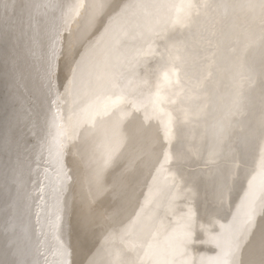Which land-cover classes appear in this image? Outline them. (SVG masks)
<instances>
[{
    "label": "bare ground",
    "instance_id": "6f19581e",
    "mask_svg": "<svg viewBox=\"0 0 264 264\" xmlns=\"http://www.w3.org/2000/svg\"><path fill=\"white\" fill-rule=\"evenodd\" d=\"M87 2L107 18V29L91 38L80 62L57 76L45 80L41 76L19 80L15 74L3 77L0 139L10 135L11 128L23 134L39 120L53 122L56 115L49 113L53 106L67 111L68 102L74 100L90 116L101 94L105 93V100L115 92L121 94L99 107L102 119L97 124L86 125L49 146L23 150L16 144L6 154L0 153L1 158L3 154L10 158L6 164L0 158V264H49L69 230L107 188L118 185L133 168L149 139H130L129 123L144 120L131 128L158 131L163 121L160 106L164 101L157 97L150 104L145 102L151 99L152 69L166 53L158 48L165 41L177 48L186 36L192 44L180 49L174 71L184 102L192 110L203 108L206 116L199 126L204 131L198 154L201 163L190 177L197 187L186 214L184 205L172 197L175 178L161 180L150 224L166 230L171 215L184 225L197 218L200 223H215L205 204H216L230 220H217L219 230L213 242L218 250L210 264H238L240 247L250 240V229H256L255 218L264 202V0ZM52 3L0 0V49L13 41L15 28L11 31L9 23L16 20L14 15L18 20L20 14L32 19ZM111 9L123 15L110 19ZM235 13L243 15L246 25L241 28L256 25L257 29L244 30L236 38L227 24ZM173 107L175 113L177 102ZM223 109L227 110L228 134L220 131ZM118 122L122 126L114 131ZM229 136H246L250 141L239 145ZM33 213L36 218L30 217ZM24 217L29 222H23ZM141 239L154 240L148 234ZM208 248L203 246L199 252ZM147 250L146 258L153 261V245Z\"/></svg>",
    "mask_w": 264,
    "mask_h": 264
},
{
    "label": "rangeland",
    "instance_id": "374dc122",
    "mask_svg": "<svg viewBox=\"0 0 264 264\" xmlns=\"http://www.w3.org/2000/svg\"><path fill=\"white\" fill-rule=\"evenodd\" d=\"M53 1L49 7L44 8L43 11L46 12L42 15L33 16L34 19L31 16L33 20L27 18V14H24L26 18L20 14V20L14 15L15 18L12 19L16 20L10 21L12 23H9V28L11 31L15 28L13 30L16 32L13 31L11 45L0 49V84L7 74H15V78L19 80L29 76H41L45 80L52 74L59 75L80 62L84 58L83 49L88 46L91 38L107 29V18L95 8L94 3L87 0ZM108 15L110 19H115L122 16L123 12L111 9ZM227 24L231 33L239 39L244 30L257 29L256 25L241 28L246 25L242 13L233 14ZM176 31L175 29L174 32ZM186 37L180 40L177 48L167 45L165 41L158 49L167 54L165 53L164 57L158 60V66L152 69L153 78L149 81L152 88L151 99L145 102L150 104L149 101L153 102L157 97L164 101L160 106L163 117L161 128L153 131L145 127L141 131L131 127L137 122L142 125L144 120L134 122L135 124L128 121L130 139H149L148 146L145 144L144 148H140L133 168L118 185L107 188L100 199L69 230L67 237L56 247L49 264H210V260L216 257L218 248L213 240L219 230L217 220H230V215L218 205L205 204L206 210L213 215V219L215 218V223H200V218H197L195 222L184 225L171 215L166 230L161 231L150 224L161 180L175 178V190L172 187L173 192L170 190V193L172 192L176 202L184 205L186 214L190 209V197L194 198L193 190L197 187V183L190 177H194L201 163L198 154L201 150L200 138L204 131L199 126H203L206 116L202 112L203 108L192 110L184 102L183 90L180 91L174 71L180 49H189V44H192ZM65 92H69L67 85ZM104 94L94 100L95 110L90 116L85 114L80 104L71 100L68 102L67 111H57L56 106L49 109L51 116L56 115L51 123H40L39 120L35 126H29L23 134L11 128L10 135L0 139V153L6 154L5 152L13 149L16 144L23 150L49 146L57 139L72 135L86 125L99 123L102 119L98 113L99 107L121 93L115 92L106 100ZM174 101L178 106L175 113ZM226 114L227 110L223 109L219 125L220 131L228 134L224 119ZM214 123L215 119L212 121V124ZM117 126L119 129L122 124H115L114 131ZM132 129L134 132H131ZM229 137L239 145H246L245 143L250 141L246 136ZM4 154L2 158L0 155L1 161L9 163L10 158ZM262 200L264 201V194ZM163 216L160 215L164 220ZM255 221L257 230L255 227L250 229L249 233L253 232L250 240L248 238L240 247L238 264H264V202ZM144 234L154 240H140ZM149 244L154 247L153 261L146 258ZM203 246H209L208 250L199 252Z\"/></svg>",
    "mask_w": 264,
    "mask_h": 264
},
{
    "label": "water",
    "instance_id": "95a60500",
    "mask_svg": "<svg viewBox=\"0 0 264 264\" xmlns=\"http://www.w3.org/2000/svg\"><path fill=\"white\" fill-rule=\"evenodd\" d=\"M30 217H32V218H36L37 217V215H36V213H33V214H30ZM26 220H22L23 222H29V219L27 218V217H24Z\"/></svg>",
    "mask_w": 264,
    "mask_h": 264
}]
</instances>
